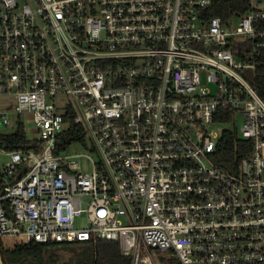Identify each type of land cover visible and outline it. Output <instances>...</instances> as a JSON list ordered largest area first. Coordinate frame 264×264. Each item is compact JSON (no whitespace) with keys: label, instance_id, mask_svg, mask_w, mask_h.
I'll list each match as a JSON object with an SVG mask.
<instances>
[{"label":"built area","instance_id":"obj_1","mask_svg":"<svg viewBox=\"0 0 264 264\" xmlns=\"http://www.w3.org/2000/svg\"><path fill=\"white\" fill-rule=\"evenodd\" d=\"M210 7L0 0V98L14 103L0 136L21 126L41 144L0 143V239L114 242L130 264H264V0L225 21ZM232 129L250 147L226 170L213 156ZM73 144L87 153L65 155Z\"/></svg>","mask_w":264,"mask_h":264},{"label":"trees","instance_id":"obj_2","mask_svg":"<svg viewBox=\"0 0 264 264\" xmlns=\"http://www.w3.org/2000/svg\"><path fill=\"white\" fill-rule=\"evenodd\" d=\"M246 0H211V7L207 14L209 17H219L223 21L232 15L245 12ZM259 31H264V21L257 25ZM256 70L254 86L258 96L264 100V49L256 58ZM229 118H224L228 122ZM80 138V137H78ZM75 141L68 138L67 143ZM0 143H4L7 149L39 150L41 144L34 140H27L21 126L13 136H0ZM249 142L238 138L236 129L222 134L214 152V162L226 170H234L239 159L249 152ZM77 250L74 253L72 264H130V259L123 257L119 245L114 242L92 240L85 243L72 244L71 246H58L55 244L42 245L34 242H26L21 238H1L0 254L3 264H44L43 254L51 250Z\"/></svg>","mask_w":264,"mask_h":264},{"label":"rangeland","instance_id":"obj_3","mask_svg":"<svg viewBox=\"0 0 264 264\" xmlns=\"http://www.w3.org/2000/svg\"><path fill=\"white\" fill-rule=\"evenodd\" d=\"M237 21L234 20L233 25L236 26ZM13 101L10 98H0V113L4 111H9L13 109ZM243 119L241 117L238 118V122L236 124L237 128H241ZM230 125H226L224 123L217 124L215 126H212L211 129L215 131L216 133H220L224 129H228ZM28 130H31V126L28 125ZM2 132L4 133H11L12 130L10 127L2 128ZM28 132V131H27ZM87 151L83 147V145L73 144L65 155H81L86 154ZM80 169L83 173L89 172L90 167L86 162H82L80 164ZM77 227H84L85 222L84 220H79L76 222ZM77 250L74 248V250H51L48 252H45L43 254V262L44 264H72L74 253H76Z\"/></svg>","mask_w":264,"mask_h":264},{"label":"water","instance_id":"obj_4","mask_svg":"<svg viewBox=\"0 0 264 264\" xmlns=\"http://www.w3.org/2000/svg\"><path fill=\"white\" fill-rule=\"evenodd\" d=\"M4 207H5V210L7 211V213L9 214V216H10V213H9V211H8V209H7V205L6 204H4ZM11 217V216H10ZM0 264H3V261H2V257H1V254H0Z\"/></svg>","mask_w":264,"mask_h":264}]
</instances>
